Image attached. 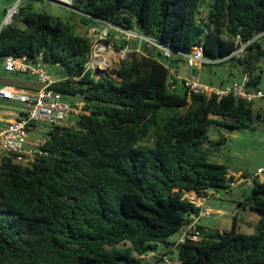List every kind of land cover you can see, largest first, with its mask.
I'll return each mask as SVG.
<instances>
[{"label":"trees","instance_id":"obj_1","mask_svg":"<svg viewBox=\"0 0 264 264\" xmlns=\"http://www.w3.org/2000/svg\"><path fill=\"white\" fill-rule=\"evenodd\" d=\"M199 5L71 0L76 26L30 4L17 6L0 29V59L42 53L45 64L67 73L52 88L82 106L74 125L56 124L44 133L47 155L28 165L0 160V264H159L166 254L159 245L176 250L171 264H264V181L257 179L239 203L258 216L253 233L238 231L235 216L228 231L198 225L201 240L177 243L180 228L200 211L184 193H218L234 179L224 164L208 159L209 127L251 129L253 102L171 88L169 70L152 50L132 51L110 76L85 67L88 29L107 22L168 46L169 67L184 62L178 52L199 46L214 61L200 70L229 62L240 74L208 85H229L247 74L248 89H261V41L240 58H225L237 35L248 40L264 31V0H212L205 19L198 17ZM150 252L156 255L144 262Z\"/></svg>","mask_w":264,"mask_h":264},{"label":"built area","instance_id":"obj_2","mask_svg":"<svg viewBox=\"0 0 264 264\" xmlns=\"http://www.w3.org/2000/svg\"><path fill=\"white\" fill-rule=\"evenodd\" d=\"M56 1L71 4L69 0ZM13 8L16 9V6L10 9ZM102 24L103 27L101 29L96 27L88 29L91 51L85 67L86 69L92 70L95 74L107 68V61L105 60L104 54L107 50H111V44L106 39L108 36V28H110L119 33L118 40L123 43V46L119 47L116 53L119 63L126 60L128 54L132 51L140 54L145 53L137 51L134 48H128L130 41L138 40L140 43L145 44L147 50L155 51L161 56L164 66L169 70L170 76L172 77L169 79L171 88H174L175 85H182L188 96L191 94H202L209 97L214 94L218 99L232 96L235 99H241L247 102H254L255 99L264 101V89H248L249 77L247 74H244L240 81L221 87H213L201 83L197 78V71L201 68L202 64L214 63V61L206 60L199 46L192 47L188 53L178 52L189 68V73L184 77H177L175 72L169 67V62H167L173 53L168 46L153 38L137 34L130 30L121 29L107 22H102ZM262 39H264V31L257 33L248 40H242L237 35L234 38V50L225 59L231 57L240 58L249 45L253 42L262 41ZM3 69L8 73L27 75L35 81L34 86L23 88L5 86L0 89L1 100L17 104L15 109L8 111V119H2L0 115V160L3 157H13L17 162L28 165L35 158L47 155V151L43 149L46 143L45 137L29 139L28 134L41 130L46 133L51 126L56 124L66 125V122L72 114L76 115L77 112L79 113L81 111L80 107L82 103L72 105L64 101L62 95L52 88V84L55 81L48 73L50 67L43 62L42 53H38L33 58L27 55L21 57L7 55L3 59ZM72 80L76 81L77 78H72ZM226 176H233L234 178L232 181L226 183L227 189L240 183L252 182L253 179L264 181V167L257 169L253 175H248V177H242L241 174L235 176L230 171H228ZM210 194L215 196L217 192L211 191L208 195ZM196 206L200 208L199 216L191 217V221L180 228L177 240L178 244L186 240L198 241L203 237L197 228L198 218L200 216H210L213 211L203 206L200 202ZM155 255L154 252H150L146 257H153ZM171 262V259L166 254L162 255L159 260V264H171Z\"/></svg>","mask_w":264,"mask_h":264},{"label":"rangeland","instance_id":"obj_3","mask_svg":"<svg viewBox=\"0 0 264 264\" xmlns=\"http://www.w3.org/2000/svg\"><path fill=\"white\" fill-rule=\"evenodd\" d=\"M58 2L47 0H0V24L2 23L7 11L11 7L16 6V9L14 8L15 14L17 12L18 5L26 6L27 4H30L31 8L35 11H45L48 14L58 16L62 20L76 26L79 16L68 10L69 8L61 5L65 4L64 2L60 1L61 4ZM211 2L212 0H200L198 17L201 19L206 18V14ZM13 15L11 16V19L8 21V23L11 22ZM101 26L98 29H101ZM107 34L108 36L106 39L111 44V50H107L104 54L105 60L107 61V68L103 71L110 76L111 74L109 71L119 65V60L116 53L118 52L117 50L120 47L119 45L121 41L115 38L116 31L114 29L108 28ZM262 47H264V43H262ZM128 48L133 49L134 46L129 43ZM175 63L176 62L172 61L171 68H175ZM178 66L182 69L186 68V70L188 68L186 64L183 65L178 63ZM258 66L260 68V73L258 71L260 74L259 85L262 87L264 86V56L261 57ZM49 67L50 70L48 73L54 81L61 80L67 75L66 70L58 64H50ZM239 75L240 74L236 67H232L231 63L229 62L212 67L211 72L208 70V68H203V70L199 69L197 71L198 80L205 84L210 82L217 84L222 80L230 81L233 79H238ZM14 79L20 81L22 84H29L30 86L35 85L34 79L28 77L27 75L20 73H8L4 71L3 61L0 59V81H2L0 82V85L8 83ZM178 90L180 92L182 91L181 88H178ZM65 99L67 102H74L77 100L73 97H66ZM261 103V99H255L253 102L252 110L254 120L251 124V129L231 128L229 127L230 123H227V125H211L209 127V141L207 142L206 146L209 153L208 159L210 161L224 164L229 169V171H240L241 174L247 173L249 175H253L255 173L257 166L264 165V120H258L259 116L257 114ZM15 106H17V104L0 100V115L6 118L8 111L15 109ZM76 117L77 116L75 114H72L69 117V120L66 122V125H74ZM43 135L44 132H42V130L38 132H30L28 134V138L36 139L42 137ZM222 138H224V140L221 141L220 139ZM247 183L251 182L240 183L228 190H220L217 194H215V196H213V194L208 195V193L211 191L207 192V196L198 195L193 192H185L184 196L189 198V200L194 204L200 202L203 206L207 204L211 208L218 207L226 211L225 215L219 216L213 212L210 214V216L201 218L200 223L204 225L207 231L213 232L217 228H230L232 220L236 216V222L241 224L240 229H242L244 233H253V228H247L243 224V222L249 221L253 213L248 211L246 207H242L238 204L239 200H244L250 195L251 186ZM177 237L178 236L175 234L172 235L168 240L176 241ZM158 250L165 252L169 259H174L176 257V250L170 245H167L165 248L159 245ZM144 262L151 263L149 256H144Z\"/></svg>","mask_w":264,"mask_h":264},{"label":"crops","instance_id":"obj_4","mask_svg":"<svg viewBox=\"0 0 264 264\" xmlns=\"http://www.w3.org/2000/svg\"><path fill=\"white\" fill-rule=\"evenodd\" d=\"M115 35H116L115 38L118 39V38H119V33L116 32ZM130 43L134 46V49L137 50V51H140V52L144 53V52L147 50L145 44H144V43H140L138 40L130 41ZM261 43H264V40H262ZM178 63H179V64H183V65H185L183 61H177V62L175 63V68H174L175 70H174L173 68H171V70L175 72V74H176L177 77H184V76H186V75L188 74V68H187V70H186V68H185V69H182V68H180V67L178 66ZM185 67H186V66H185ZM3 70H4V69H3ZM179 70H180V71H179ZM179 72H181V73H179ZM186 72H187V73H186ZM184 73H186V74H184ZM181 74H184V75H181ZM64 78H65V77H64ZM0 82H2V81H0ZM5 86H14V87L23 88V87H29L30 85H29V84H22L20 81L14 79V80H11V81L8 82V83H5V84H3V85H0V89L3 88V87H5ZM258 88H261V89H262V88H264V86L261 87V86L258 84ZM0 100H1V99H0ZM3 101H4V100H3ZM259 113H260V115H259V117H258V120H264V101H262V103H261V105H260V107H259V110H258V113H257V114H259ZM1 117H2V119H6V118L8 117V114H7V117H6V118L3 117V116H1ZM8 118H9V117H8ZM8 118H7V119H8ZM0 126H1V123H0ZM261 167H264V165L257 166L256 170L259 169V168H261ZM228 170H229V169H228ZM230 172H232L235 176L241 174L240 171H238V172L230 171ZM247 184L251 186V183H247ZM242 201H243V200H239V201H238V204H239L240 202H242ZM197 204H198V203H197ZM197 204H196V205H197ZM205 206H206L208 209H210L211 211H213L214 213L218 214L219 216H220V215H225V213H226V211L223 210V209H221V208H218V207H217V208H211V207H209V205H207V204H205ZM246 208H247L248 211L252 212L248 207H246ZM246 208H245V209H246ZM243 209H244V208H243ZM252 213H253V212H252ZM204 217H206V216H200V217L198 218V225L201 226V227H203V228L207 231V229L204 227V225H202V224L200 223L201 218H204ZM257 219H258V216H257L256 214L253 213L252 216H251V218L249 219V221H248V222H243V224H244L247 228H253V229H254V226H255V223H256ZM230 227H231V226H230ZM240 227H241V224H239V223L237 222V230L240 231V232H243V233H244V231H242V229H240ZM229 229H230V228H228V229H220V228H217V229H215V230H218V231L221 233V232H223V231H228ZM254 230H255V229H254Z\"/></svg>","mask_w":264,"mask_h":264},{"label":"water","instance_id":"obj_5","mask_svg":"<svg viewBox=\"0 0 264 264\" xmlns=\"http://www.w3.org/2000/svg\"><path fill=\"white\" fill-rule=\"evenodd\" d=\"M47 1L58 2V1H56V0H47ZM69 1L71 2V0H69ZM58 3L61 4V2H58ZM61 5H64L65 7L70 8V4H69V3H65V4H61ZM6 15H7V13H6ZM6 15H5V17H4L3 21H2V23L0 24V29H1L3 26L7 25V24H5V18H6Z\"/></svg>","mask_w":264,"mask_h":264},{"label":"bare ground","instance_id":"obj_6","mask_svg":"<svg viewBox=\"0 0 264 264\" xmlns=\"http://www.w3.org/2000/svg\"><path fill=\"white\" fill-rule=\"evenodd\" d=\"M63 1H66V0H63ZM14 12H15L14 8L10 9L9 12H7L5 24L8 23V21L11 19V16L14 14Z\"/></svg>","mask_w":264,"mask_h":264}]
</instances>
